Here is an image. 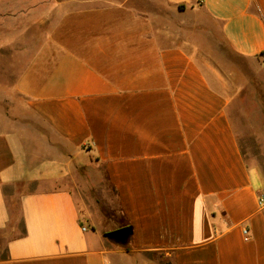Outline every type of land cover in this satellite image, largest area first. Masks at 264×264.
Instances as JSON below:
<instances>
[{
	"label": "crops",
	"instance_id": "obj_1",
	"mask_svg": "<svg viewBox=\"0 0 264 264\" xmlns=\"http://www.w3.org/2000/svg\"><path fill=\"white\" fill-rule=\"evenodd\" d=\"M251 140L264 0H0V264H264ZM101 180L126 242L82 215Z\"/></svg>",
	"mask_w": 264,
	"mask_h": 264
},
{
	"label": "rangeland",
	"instance_id": "obj_2",
	"mask_svg": "<svg viewBox=\"0 0 264 264\" xmlns=\"http://www.w3.org/2000/svg\"><path fill=\"white\" fill-rule=\"evenodd\" d=\"M234 59L237 60V62L240 64H242L243 62V60L237 56H235ZM246 73L252 76L255 75L252 65H250L249 70ZM257 142L258 141L251 140L248 141V146H244L247 160L250 163H258L259 161H264V147L254 145V143L257 144ZM101 181L102 182L97 181L93 184L86 183L85 185H81L80 187L78 185L72 184V188L75 191V196L77 197L79 205L82 209V215L84 218H86V223L89 224L90 227H95L106 233L119 226L122 222V218L121 214L117 210V195L110 187L108 181ZM24 189L25 188H18L16 190L11 189L8 192L9 194H7L9 206L11 208V222L10 227L4 231V234H2V237L0 238L1 257L5 255L3 240H5V238L10 235H18L23 230V225L20 219L18 196L19 192ZM107 240V243L111 242L109 239Z\"/></svg>",
	"mask_w": 264,
	"mask_h": 264
},
{
	"label": "water",
	"instance_id": "obj_3",
	"mask_svg": "<svg viewBox=\"0 0 264 264\" xmlns=\"http://www.w3.org/2000/svg\"><path fill=\"white\" fill-rule=\"evenodd\" d=\"M130 234V228L129 227H123L116 230H112L105 233V237H108L115 241H121L126 242L129 238Z\"/></svg>",
	"mask_w": 264,
	"mask_h": 264
},
{
	"label": "built area",
	"instance_id": "obj_4",
	"mask_svg": "<svg viewBox=\"0 0 264 264\" xmlns=\"http://www.w3.org/2000/svg\"><path fill=\"white\" fill-rule=\"evenodd\" d=\"M259 204L260 205H264V194H262L261 196H260V198H259ZM248 228H245L244 229V234L246 235V236H248Z\"/></svg>",
	"mask_w": 264,
	"mask_h": 264
}]
</instances>
